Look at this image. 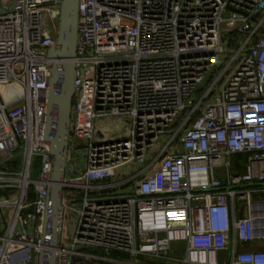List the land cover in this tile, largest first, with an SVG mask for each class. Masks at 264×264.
<instances>
[{
  "label": "built area",
  "instance_id": "built-area-1",
  "mask_svg": "<svg viewBox=\"0 0 264 264\" xmlns=\"http://www.w3.org/2000/svg\"><path fill=\"white\" fill-rule=\"evenodd\" d=\"M63 1L0 0V264L44 248ZM75 62L57 264H264V0H80Z\"/></svg>",
  "mask_w": 264,
  "mask_h": 264
},
{
  "label": "water",
  "instance_id": "water-1",
  "mask_svg": "<svg viewBox=\"0 0 264 264\" xmlns=\"http://www.w3.org/2000/svg\"><path fill=\"white\" fill-rule=\"evenodd\" d=\"M80 0H64L55 44L49 49L51 72L45 116V140L50 147L51 171L39 264H57L65 218L64 194L75 95Z\"/></svg>",
  "mask_w": 264,
  "mask_h": 264
},
{
  "label": "rangeland",
  "instance_id": "rangeland-1",
  "mask_svg": "<svg viewBox=\"0 0 264 264\" xmlns=\"http://www.w3.org/2000/svg\"><path fill=\"white\" fill-rule=\"evenodd\" d=\"M57 22H46V25L50 31V33L52 34L53 32V28L54 26L56 25ZM223 45L225 47V51H227V46H226V40H224L223 42ZM228 55H226L227 57ZM225 57V58H226ZM104 121H99L97 123V125H100L102 124ZM0 160L3 162V158H0ZM38 170H39V162H38V158H35L34 159V163H33V167H32V178H35L37 173H38ZM80 207V203H76L75 204V209H78ZM75 226H76V216H74L72 213H68V218L65 220V223H64V227H65V231L66 233L71 237L74 230H75ZM147 263L149 264H159L157 261H151V260H148Z\"/></svg>",
  "mask_w": 264,
  "mask_h": 264
},
{
  "label": "trees",
  "instance_id": "trees-1",
  "mask_svg": "<svg viewBox=\"0 0 264 264\" xmlns=\"http://www.w3.org/2000/svg\"><path fill=\"white\" fill-rule=\"evenodd\" d=\"M17 165H18V161H17V163H16L14 166L16 167ZM32 190H33V188H31V191H30V192H31V197H32ZM111 255L114 256V257H115V256H116V257H118V256H119V257H124L123 254H117V253H113V252L111 253Z\"/></svg>",
  "mask_w": 264,
  "mask_h": 264
},
{
  "label": "crops",
  "instance_id": "crops-1",
  "mask_svg": "<svg viewBox=\"0 0 264 264\" xmlns=\"http://www.w3.org/2000/svg\"><path fill=\"white\" fill-rule=\"evenodd\" d=\"M100 126H102V125L100 124Z\"/></svg>",
  "mask_w": 264,
  "mask_h": 264
}]
</instances>
